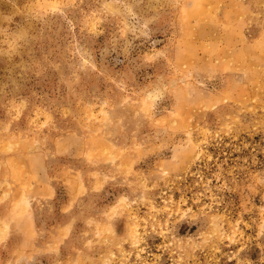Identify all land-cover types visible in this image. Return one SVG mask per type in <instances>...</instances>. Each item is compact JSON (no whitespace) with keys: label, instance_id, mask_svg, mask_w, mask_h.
<instances>
[{"label":"rangeland","instance_id":"obj_1","mask_svg":"<svg viewBox=\"0 0 264 264\" xmlns=\"http://www.w3.org/2000/svg\"><path fill=\"white\" fill-rule=\"evenodd\" d=\"M0 264H264V0H0Z\"/></svg>","mask_w":264,"mask_h":264}]
</instances>
